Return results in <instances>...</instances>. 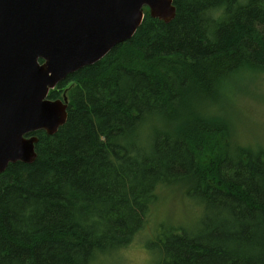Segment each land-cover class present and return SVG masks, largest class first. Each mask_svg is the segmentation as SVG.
I'll use <instances>...</instances> for the list:
<instances>
[{"label":"trees","instance_id":"obj_1","mask_svg":"<svg viewBox=\"0 0 264 264\" xmlns=\"http://www.w3.org/2000/svg\"><path fill=\"white\" fill-rule=\"evenodd\" d=\"M173 5L171 22L145 9L130 40L50 91H66L65 124L0 174V264L119 253L163 186L202 212L156 233L152 264H264V148L234 141L225 111L228 85L264 72V0Z\"/></svg>","mask_w":264,"mask_h":264},{"label":"water","instance_id":"obj_2","mask_svg":"<svg viewBox=\"0 0 264 264\" xmlns=\"http://www.w3.org/2000/svg\"><path fill=\"white\" fill-rule=\"evenodd\" d=\"M145 8L166 24L176 14L173 0H0V174L35 160L33 134L67 119L66 94L49 92L130 40Z\"/></svg>","mask_w":264,"mask_h":264},{"label":"rangeland","instance_id":"obj_3","mask_svg":"<svg viewBox=\"0 0 264 264\" xmlns=\"http://www.w3.org/2000/svg\"><path fill=\"white\" fill-rule=\"evenodd\" d=\"M226 92L225 111L233 125V140L252 148H264V72H242L228 85ZM215 111L219 113L217 108ZM183 192L177 186L159 188L147 224L132 243L119 253L96 257L92 264H152L156 261L157 256L148 252V245L158 236L156 233L164 227L193 225L201 215L199 205L189 202Z\"/></svg>","mask_w":264,"mask_h":264}]
</instances>
